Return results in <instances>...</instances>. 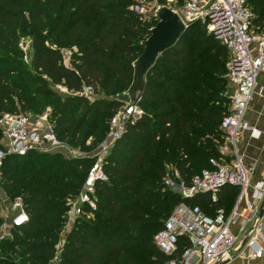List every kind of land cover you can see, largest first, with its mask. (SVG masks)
Listing matches in <instances>:
<instances>
[{"label":"trees","instance_id":"16d2710c","mask_svg":"<svg viewBox=\"0 0 264 264\" xmlns=\"http://www.w3.org/2000/svg\"><path fill=\"white\" fill-rule=\"evenodd\" d=\"M153 1L0 0V114L32 119L48 114L60 141L87 155L95 151L128 102L133 63L158 23L154 15L146 18L135 9ZM247 2L254 30L264 34V0ZM26 38L31 40L29 60L22 49ZM66 51L71 52L68 62ZM230 60L229 50L200 23L159 58L137 102L141 116L128 123L106 158L109 181L97 184V211L69 230V203L83 189L92 153L6 156L0 186L10 201L22 199L29 222L0 240V264L180 262L188 241L182 239L170 257L158 248L155 235L180 204H198L212 215L224 208L223 191L235 189L225 187L213 204L208 195L184 200L165 185L173 171L189 182L210 168L211 158L223 157ZM84 87H92L98 98L74 95ZM3 140L0 130V151Z\"/></svg>","mask_w":264,"mask_h":264},{"label":"built area","instance_id":"2783aa9c","mask_svg":"<svg viewBox=\"0 0 264 264\" xmlns=\"http://www.w3.org/2000/svg\"><path fill=\"white\" fill-rule=\"evenodd\" d=\"M174 10L186 25H205L208 32L231 54L227 75L230 84V114L223 119L221 129L230 144L233 158L227 160L224 154L221 158H211L210 168L203 170L189 182L183 180L178 171H173L165 178V185L180 194L184 200L208 195L211 203L217 204L225 187H235L243 191L251 183L253 169L245 165L239 154L238 144L243 137L258 77L264 70V34L254 30V14L248 7L247 0H185L181 9ZM135 11L145 16L147 8L139 6ZM65 56L68 62L71 52L66 51ZM55 89L63 95H71L63 86H56ZM74 95L89 100L98 98L92 87H84ZM116 99L121 100L119 95ZM140 116L141 110L137 105L131 106L127 102L111 119L108 135L91 154L94 163L83 189L79 196L69 203L66 214L67 230L80 217H92L97 211V184L109 181L105 170L106 158L116 141L123 136L128 123ZM0 130L4 135L0 167L6 156H23L29 151L61 152L69 158L89 156L79 155L77 150L57 138L49 124L48 114L35 119L27 115L0 114ZM254 195L262 200L263 213L256 217L255 226L244 243L245 251L242 255L248 260L259 259L264 255V248L260 244L264 241V183L257 186ZM4 199L10 201L7 196ZM0 218V240L9 237L12 229L20 228L29 222V215L21 198L10 201L5 214ZM232 220L233 217L227 216L223 208H218L214 215H209L200 205L184 202L174 210L165 227L155 235L154 241L158 248L170 257L177 253L182 239L188 241L190 247L185 251L182 260H173L170 264H215L224 255L229 254L232 257L233 253H239L241 250L235 246L236 237L230 229Z\"/></svg>","mask_w":264,"mask_h":264},{"label":"crops","instance_id":"0c3cea01","mask_svg":"<svg viewBox=\"0 0 264 264\" xmlns=\"http://www.w3.org/2000/svg\"><path fill=\"white\" fill-rule=\"evenodd\" d=\"M238 151L245 165L253 169V173L248 188L243 191L239 188L227 189L221 196L224 201L223 209L227 216L233 217L230 229L236 237L235 246L241 249L239 253L232 254V260L227 264H264V255L255 260H248L242 255L245 251L244 243L247 236L255 226V219L263 212V202L255 197L254 192L259 184L264 183V70L257 80L256 92L247 113ZM221 152L227 160L233 158L227 141L221 147ZM5 196L0 186V206L2 207L0 216L5 214L10 204V201L4 199ZM214 214L213 211L212 215ZM260 244L264 248V241Z\"/></svg>","mask_w":264,"mask_h":264},{"label":"water","instance_id":"95a60500","mask_svg":"<svg viewBox=\"0 0 264 264\" xmlns=\"http://www.w3.org/2000/svg\"><path fill=\"white\" fill-rule=\"evenodd\" d=\"M154 17L158 20V23L151 28L150 37L142 42L144 51L133 63V81L129 90L125 93L131 106L137 105L145 88L147 76L159 58L172 49L192 26V24H184L179 14L168 6H159L154 13ZM231 260L232 257L226 254L215 264H227Z\"/></svg>","mask_w":264,"mask_h":264},{"label":"rangeland","instance_id":"374dc122","mask_svg":"<svg viewBox=\"0 0 264 264\" xmlns=\"http://www.w3.org/2000/svg\"><path fill=\"white\" fill-rule=\"evenodd\" d=\"M184 2H185V0H154L152 3H150L148 5L147 13L145 14V17L146 18H151L154 15V13H155V11H156V9H157V7L159 6L160 3L165 4L166 6H168L170 8H173V9L174 8L181 9L183 7V5H184ZM205 36H207V35L205 34ZM191 43H192V40H191ZM30 44H31V40L29 38H26V40L24 42V45H23V48H22L23 52H24V55L26 56V59H28V60H29L30 54H31L30 49H29L30 48ZM229 95H230V88H228V92H227L228 99H229ZM33 119H35V118H33ZM78 152H79V155H82V154L87 155L86 153H81L80 151H78ZM93 152L94 151L87 152V153L89 155V154H91ZM0 208H2V207L0 206ZM66 226H67V223H66ZM11 238H12V236H11ZM63 241H64V236L61 235V239H60V241L58 243L59 248L61 247V244L63 243Z\"/></svg>","mask_w":264,"mask_h":264}]
</instances>
